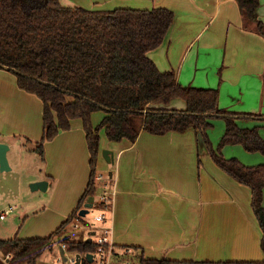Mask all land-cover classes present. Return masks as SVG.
I'll return each instance as SVG.
<instances>
[{"label": "crops", "instance_id": "1", "mask_svg": "<svg viewBox=\"0 0 264 264\" xmlns=\"http://www.w3.org/2000/svg\"><path fill=\"white\" fill-rule=\"evenodd\" d=\"M61 2L89 10L174 11L175 22L164 44L150 52V58L160 71L175 72L183 86L218 89L221 109L260 115L258 120L241 119L238 124L244 129L260 127L264 137V36L256 32L255 25L246 23L236 0ZM260 3L259 17L264 22V0ZM164 108L187 109L181 99ZM43 110L42 100L22 90L17 76L0 67V143L10 151L20 147L21 153L27 150L29 156L36 155L44 132ZM101 114L100 121L105 116ZM216 120L212 119L210 132ZM219 128L224 136L226 123ZM222 137L214 139L220 142ZM240 146H226L223 152ZM105 149L112 152V163L105 159ZM261 156L243 159L249 165L264 164ZM90 157L79 119L72 121L71 130L45 144V159L41 158L45 172L41 168L31 181H47L48 189L54 184L65 187L59 203L52 206L74 207L69 215L62 213L63 219L73 213L88 186ZM97 168L104 177L103 191L107 187L114 194L108 212L112 240L119 251L132 249V255L122 259L138 261L142 253L146 259L185 264L264 261L263 232L252 208V190L215 164L195 131L166 135L143 131L135 143L110 142L102 131Z\"/></svg>", "mask_w": 264, "mask_h": 264}, {"label": "trees", "instance_id": "2", "mask_svg": "<svg viewBox=\"0 0 264 264\" xmlns=\"http://www.w3.org/2000/svg\"><path fill=\"white\" fill-rule=\"evenodd\" d=\"M248 24L264 36L260 0H236ZM175 12L167 8L139 10H89L65 6L61 0H0V66L16 73L18 86L40 98L43 137L35 149L45 159V144L81 120L90 152V180L73 213L49 237L0 240V250L11 255L8 264H36L52 250L56 238H65L68 228L90 197L98 191L97 162L100 133L108 141L135 143L141 132L166 135L195 131L206 143L215 164L240 184L252 190V208L263 232L264 252V164L247 166L227 159L223 150L242 145L249 153L264 155L260 127L241 128L238 120L257 114H238L219 106L218 89L183 86L175 72H162L150 58L160 48L174 22ZM174 99L185 101L187 109L164 108ZM105 114L94 126L92 116ZM225 120V134L215 148L209 138L212 119ZM96 199V197H95ZM90 241L71 246L80 254L94 251ZM139 264H185L168 259H146ZM210 264V263H206ZM224 264H264V261Z\"/></svg>", "mask_w": 264, "mask_h": 264}, {"label": "rangeland", "instance_id": "3", "mask_svg": "<svg viewBox=\"0 0 264 264\" xmlns=\"http://www.w3.org/2000/svg\"><path fill=\"white\" fill-rule=\"evenodd\" d=\"M130 9H133V7ZM11 72L16 75L15 72ZM101 118V112L95 113L92 116L93 124L99 122ZM215 123L217 124L214 126L213 130L211 132L209 131V138L213 146L216 148L219 141H216L214 138H221L223 136L221 135L222 131L220 130L219 126L224 125L225 127V120L219 118V120H216ZM211 135L213 137H211ZM240 147L228 148L226 152H223L224 157L227 159L235 157L247 166L249 163L244 160L245 158L247 160L254 159L256 157H262V154H257L260 156L248 154L243 146L241 148ZM21 151L22 148L19 147L17 149V147H13L12 150L8 152L10 170L2 171L0 166V213L11 207L16 208L12 215L8 216L4 220L0 219V240L12 239L15 236L23 239L44 236L49 237L60 227L63 220L65 221L69 217V212L71 213L74 208L52 207L53 205H57L59 203L61 199L60 196L65 192V187L60 188L59 186L56 188L54 184L46 191H34L32 189V178L37 176V173L40 174L39 170L41 168L43 169L42 173L45 172V164L42 162L41 156L38 152H36V155L34 156H29L27 154L29 151L26 150L24 154L21 153ZM204 151L210 154L205 142ZM238 155L242 156V158H238ZM11 164L14 165V168H12ZM250 164L251 165L249 166H257L260 163L257 162ZM97 172L99 175L102 173V171L98 168ZM103 186L104 183L100 181L98 185L99 191H97L95 196L96 199L94 206L90 209V213L85 217V221H87L88 225L82 223L80 229H75L74 225H71L67 230L68 235L77 239L85 240L91 236V232L95 231L93 229L94 226H96V229H98V227L102 225L100 222L95 220V217L102 211L101 196L103 192ZM64 212H68L66 219H63L64 216L62 213ZM98 232V235L92 236L95 241H97L101 235L100 230H98ZM58 242L59 239L56 238L54 249L46 251L43 256L38 259L36 264H60L58 260L61 256V251L59 249ZM4 257V253L0 251V264H8L4 261ZM125 260L130 261V259ZM132 264H139V262L137 260H133Z\"/></svg>", "mask_w": 264, "mask_h": 264}, {"label": "built area", "instance_id": "4", "mask_svg": "<svg viewBox=\"0 0 264 264\" xmlns=\"http://www.w3.org/2000/svg\"><path fill=\"white\" fill-rule=\"evenodd\" d=\"M97 180L103 181L104 177L102 175H98ZM113 193L107 189V187L102 192L101 196V207L102 211L99 213L95 220L97 222H100L102 225L96 229V226L93 227L95 230L94 232H91V236L85 240L83 239H77L70 235H68V232L65 236V238L59 239V249L64 250V257H66V261L63 259V256L61 254L59 258L60 264H76L77 260H80V264H132V261L125 260L122 257L124 256H131L132 255V249H125L123 251H119L116 248V245L114 244L112 240V234L113 229L109 222L108 218V212H110L112 208L113 203ZM14 210H16L15 207H11L3 212L0 213V219H6L8 216L12 215L14 213ZM85 219V217H81ZM81 222L79 219H76L73 223L75 229L81 228ZM85 225H88L87 221L83 223ZM98 230H100L101 235L99 236L98 240L95 241L92 236L98 235ZM68 237V239H67ZM67 239V240H66ZM56 241V240H55ZM54 241V245H55ZM90 241L92 244H94L95 248L94 251L87 252L84 254H80L76 252L75 250L71 249V246H77L79 243L88 242ZM54 245L52 247V250L54 249ZM1 251V250H0ZM88 255H92V262L89 261ZM11 259V255H5L4 261L9 262ZM28 264V263H25Z\"/></svg>", "mask_w": 264, "mask_h": 264}, {"label": "water", "instance_id": "5", "mask_svg": "<svg viewBox=\"0 0 264 264\" xmlns=\"http://www.w3.org/2000/svg\"><path fill=\"white\" fill-rule=\"evenodd\" d=\"M3 68H7L4 66H0ZM9 69V68H7ZM10 150V147L6 144H0V166H1V170L2 171H6V170H10V165H9V161H8V152ZM105 159L108 161V163H112L113 162V154L111 151L109 150H105L103 152ZM49 183L47 181H39L36 183L32 184V189L34 191L37 190H42V191H46L48 189ZM94 202H95V197H90L87 201V203L85 204L84 208L80 211L79 215L81 217H86L87 214L90 213V209L94 206ZM94 235V233H93ZM68 239V237H67ZM66 239V240H67ZM61 254L63 256V259L66 261V257H64V250L61 249ZM88 259L90 262H92V255H88ZM76 264H80V260H77Z\"/></svg>", "mask_w": 264, "mask_h": 264}]
</instances>
